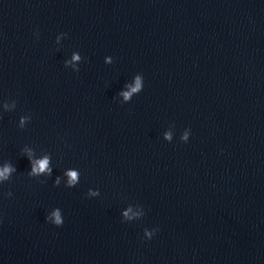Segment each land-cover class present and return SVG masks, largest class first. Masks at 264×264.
I'll return each instance as SVG.
<instances>
[{
    "label": "water",
    "instance_id": "obj_1",
    "mask_svg": "<svg viewBox=\"0 0 264 264\" xmlns=\"http://www.w3.org/2000/svg\"><path fill=\"white\" fill-rule=\"evenodd\" d=\"M5 164L0 264H264V0H0Z\"/></svg>",
    "mask_w": 264,
    "mask_h": 264
},
{
    "label": "clouds",
    "instance_id": "obj_2",
    "mask_svg": "<svg viewBox=\"0 0 264 264\" xmlns=\"http://www.w3.org/2000/svg\"><path fill=\"white\" fill-rule=\"evenodd\" d=\"M59 39V37L57 38ZM73 60L78 59L76 55H73ZM140 88V78L136 77L134 86L130 89L129 92H122L121 95L124 97V99H128L130 92H134ZM188 138L187 131L181 136L182 141H186ZM165 139H170V134L165 133ZM13 171L11 166L5 164L3 166H0V181L6 180L8 178L9 173ZM50 172V169L48 168V158L47 156L42 157L40 159L32 160L31 161V174H39V173H47ZM65 175L67 176V183L69 185H72L76 182L77 173L74 170H67L65 172ZM92 195H95V193H91ZM125 216H128V212L124 213ZM53 221V223L59 225L61 223V218L58 211H53L51 213L50 217ZM155 230H153V233L146 232L145 237L147 239H151L152 235L154 234Z\"/></svg>",
    "mask_w": 264,
    "mask_h": 264
}]
</instances>
